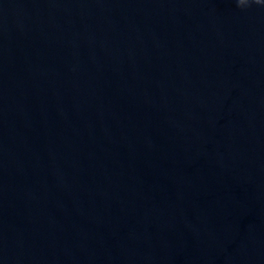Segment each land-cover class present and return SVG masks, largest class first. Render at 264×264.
<instances>
[{"label":"water","instance_id":"1","mask_svg":"<svg viewBox=\"0 0 264 264\" xmlns=\"http://www.w3.org/2000/svg\"><path fill=\"white\" fill-rule=\"evenodd\" d=\"M0 264H264V2L0 0Z\"/></svg>","mask_w":264,"mask_h":264},{"label":"clouds","instance_id":"2","mask_svg":"<svg viewBox=\"0 0 264 264\" xmlns=\"http://www.w3.org/2000/svg\"><path fill=\"white\" fill-rule=\"evenodd\" d=\"M237 7L243 8L249 3V0H235ZM252 3L261 4L264 0H251Z\"/></svg>","mask_w":264,"mask_h":264}]
</instances>
